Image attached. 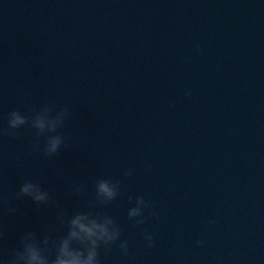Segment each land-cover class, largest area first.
<instances>
[{
	"label": "water",
	"instance_id": "water-1",
	"mask_svg": "<svg viewBox=\"0 0 264 264\" xmlns=\"http://www.w3.org/2000/svg\"><path fill=\"white\" fill-rule=\"evenodd\" d=\"M50 99L71 108L72 147L48 158L33 130L0 137V196L31 178L75 211L95 180L118 179L102 211L129 255L103 264H264V0H0V127ZM138 195L159 218L133 228ZM14 206L0 208V250L56 215Z\"/></svg>",
	"mask_w": 264,
	"mask_h": 264
},
{
	"label": "clouds",
	"instance_id": "clouds-1",
	"mask_svg": "<svg viewBox=\"0 0 264 264\" xmlns=\"http://www.w3.org/2000/svg\"><path fill=\"white\" fill-rule=\"evenodd\" d=\"M201 51H203L201 49ZM190 96L191 92L185 93ZM72 118L69 104L58 105L50 99L42 106L31 108L28 113L12 110L7 113V127H0V137L20 139L22 129L34 131L31 150L53 158L61 150H69L70 137L62 129ZM150 167V166H149ZM134 170L129 168L124 175L131 177ZM122 182L118 179L101 177L94 182L95 196L86 208L70 211L63 206L49 188L31 178H22L20 187L11 198L0 196V208L6 215L19 212L15 201H31L37 211L43 214L46 208L56 210L52 222L42 221L38 229L22 231L17 243L11 249L0 250L2 264H103L113 248L120 250L124 257L129 255V242L123 239V229L116 217L102 211L107 205L117 201L121 194ZM70 195L83 197L86 183L73 181ZM129 202L135 200V206L129 208L127 216L132 227L145 225L149 218H159L155 204L147 201L143 195L129 196ZM214 223V221H210ZM147 247L155 246L154 236L147 230L142 233ZM6 238L0 228V240ZM203 245L204 241H198Z\"/></svg>",
	"mask_w": 264,
	"mask_h": 264
}]
</instances>
